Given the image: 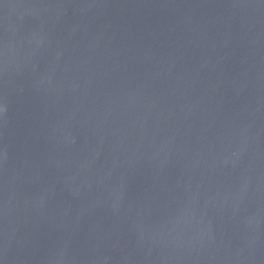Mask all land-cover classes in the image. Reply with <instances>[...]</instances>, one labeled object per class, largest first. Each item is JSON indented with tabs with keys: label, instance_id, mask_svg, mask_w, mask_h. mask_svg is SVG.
<instances>
[{
	"label": "water",
	"instance_id": "1",
	"mask_svg": "<svg viewBox=\"0 0 264 264\" xmlns=\"http://www.w3.org/2000/svg\"><path fill=\"white\" fill-rule=\"evenodd\" d=\"M0 264H264V0H0Z\"/></svg>",
	"mask_w": 264,
	"mask_h": 264
}]
</instances>
